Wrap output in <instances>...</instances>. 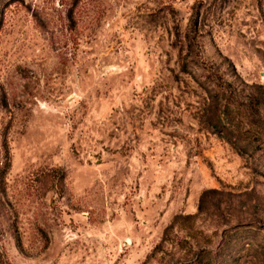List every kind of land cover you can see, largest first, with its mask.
Returning a JSON list of instances; mask_svg holds the SVG:
<instances>
[{"label": "rangeland", "instance_id": "obj_1", "mask_svg": "<svg viewBox=\"0 0 264 264\" xmlns=\"http://www.w3.org/2000/svg\"><path fill=\"white\" fill-rule=\"evenodd\" d=\"M203 248L264 264V0H0V264Z\"/></svg>", "mask_w": 264, "mask_h": 264}, {"label": "trees", "instance_id": "obj_2", "mask_svg": "<svg viewBox=\"0 0 264 264\" xmlns=\"http://www.w3.org/2000/svg\"><path fill=\"white\" fill-rule=\"evenodd\" d=\"M259 98L255 99L254 104L252 103L251 105V110L253 112H257V108H256V103H258ZM213 128H215V131L219 132L222 130V126L221 123H219L217 120L215 121V119L213 120L212 123ZM205 194H202V199L204 198ZM212 251H208L207 249H200L199 251H197L194 255V257L191 259V261H189V263H185V264H212L210 259Z\"/></svg>", "mask_w": 264, "mask_h": 264}]
</instances>
